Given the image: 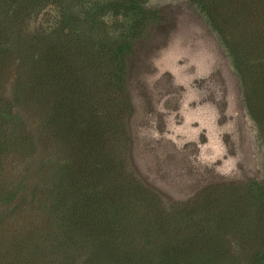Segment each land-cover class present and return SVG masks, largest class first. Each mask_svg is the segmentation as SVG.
<instances>
[{
    "label": "rangeland",
    "instance_id": "rangeland-1",
    "mask_svg": "<svg viewBox=\"0 0 264 264\" xmlns=\"http://www.w3.org/2000/svg\"><path fill=\"white\" fill-rule=\"evenodd\" d=\"M131 1L89 0L88 11L75 3L66 20L78 31L80 40H73L78 46L89 33L97 35L81 51L72 47L71 57L73 65L88 70L81 93L88 99L78 101L92 107L101 138L61 136L52 123L53 93L13 94L16 72L25 79L37 70L32 59L23 55L4 71L0 107L11 109V117L2 127L14 130L17 138L0 134L11 145L0 160V188L10 191L0 196V244L43 226L28 201L43 182L47 163L67 160L90 171L82 159L102 148L97 158H115L121 183L144 186L163 211L175 215L206 201L205 209L242 202L239 208L244 206L248 216L242 226L251 224L256 235L255 243L244 242L239 251L245 264L251 246L264 241V191L259 188L264 182V0H135V9L128 6ZM145 6L162 18L141 20L137 14ZM62 13L53 1L33 10L20 32L27 48L39 49L50 33L51 43L63 47L61 35L69 34L71 25ZM124 37L136 42L121 73L111 53ZM16 207L22 210L10 211ZM7 255L21 257L10 250ZM9 258L0 249V264Z\"/></svg>",
    "mask_w": 264,
    "mask_h": 264
},
{
    "label": "trees",
    "instance_id": "trees-1",
    "mask_svg": "<svg viewBox=\"0 0 264 264\" xmlns=\"http://www.w3.org/2000/svg\"><path fill=\"white\" fill-rule=\"evenodd\" d=\"M47 1L58 5L63 12L61 19L67 25L75 3L87 6V11L91 8L89 0H0V84L4 71L14 59L20 60L23 55L32 59L38 64L37 70L25 79L21 71L16 72L13 94L18 96L28 91L32 94L30 97H38L43 92L53 93L52 110H49L61 136L79 141L90 135L97 140L103 133L100 121L91 114L90 105L78 101L88 99L81 93L89 73L78 62L73 65L71 57L73 48L81 51V45L92 44L97 35L89 33L78 46V42H73L80 40L78 31L70 24L69 34L61 35L63 47L51 43L53 33H50L49 41L41 47L37 45L39 49L27 48L28 40L20 36L21 30L28 27L31 12ZM136 4L132 0L128 6L135 9ZM137 15L149 22L162 18L158 10L147 6L141 7ZM2 24L7 26L4 28ZM35 33V38L40 40L41 33ZM135 42L136 39L129 37L114 42L111 57L121 73L129 66ZM10 112L11 109L7 112L0 107V134L5 132L2 121L11 117ZM78 123L83 124L78 126ZM14 132L8 128L5 133L13 140L17 138ZM9 145L10 141L0 140V160ZM101 149L82 159L91 166L90 171L82 167L86 164L73 165L67 160L47 163L45 178L30 191L28 201L31 209L37 210L43 226L30 233L12 235L0 244L8 258L9 250L21 256H10L5 264H241L239 251L243 252V243L256 242L251 224H246V229L242 226L248 218L245 207L239 208L242 202L230 200L222 202V206L211 202L213 208L205 209L210 206L205 205L206 201L183 207L175 215L163 211L157 208L155 199L144 186L139 187L135 182L123 185L118 177L121 167L114 163L115 158H97ZM259 186L264 191V182ZM6 192L10 191L0 188V196ZM21 210L10 209L16 214ZM260 225L264 230L263 220ZM251 247V258L245 264H264V241L257 243L256 249Z\"/></svg>",
    "mask_w": 264,
    "mask_h": 264
}]
</instances>
